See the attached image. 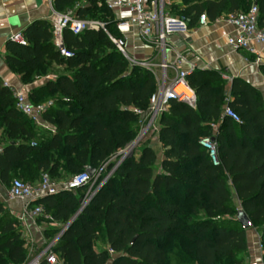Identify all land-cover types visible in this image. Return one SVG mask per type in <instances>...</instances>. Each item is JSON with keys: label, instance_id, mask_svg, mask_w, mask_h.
I'll return each mask as SVG.
<instances>
[{"label": "trees", "instance_id": "16d2710c", "mask_svg": "<svg viewBox=\"0 0 264 264\" xmlns=\"http://www.w3.org/2000/svg\"><path fill=\"white\" fill-rule=\"evenodd\" d=\"M69 1L68 8L75 9V0ZM90 1L92 7L85 12L91 19L99 18L104 29H85L78 35L65 31L71 57L59 55L46 22L22 31L25 45L6 43L7 65L24 83L51 74L53 64L63 68L42 94L33 89L27 96L33 106L52 102L41 118L55 131L38 136L37 142L32 122L16 110L13 91L0 79V128L5 139L0 180L8 187L14 178L35 183L42 174L66 181L106 163L94 190L115 165L113 158L139 132L140 118L134 110H147L156 81L149 70L130 66L111 41L109 36L121 34L106 0ZM176 1L184 2L177 16L186 19L188 28L202 14L210 23L245 11L252 3L264 25V0ZM187 82L195 92V106L171 100L158 119L162 158L147 143L120 161L54 245L53 252L64 264H242L247 240L236 220L231 188L239 209L259 232L264 253L263 98L238 78L227 93L216 72L194 70ZM225 108L239 121L226 116ZM205 137L215 142L217 166L199 144ZM87 186L31 203L43 210L36 219L45 215L65 225L82 205ZM60 230H49V236ZM28 255L17 219L0 201V264H25Z\"/></svg>", "mask_w": 264, "mask_h": 264}, {"label": "built area", "instance_id": "2783aa9c", "mask_svg": "<svg viewBox=\"0 0 264 264\" xmlns=\"http://www.w3.org/2000/svg\"><path fill=\"white\" fill-rule=\"evenodd\" d=\"M166 1L167 0H106V5L111 10L118 8L127 9L129 11V16L117 25L121 33L128 31L129 26L135 27L140 36L145 41L154 44L163 56L158 64L162 76L157 81L158 86L149 107L146 111L134 110L140 118V133L138 137H141V139L145 138L149 132H157L159 116L167 110L168 103L171 100L183 102L191 107H194L196 104L195 92L187 82V75L194 71L195 67L192 64H188V66L184 68V64H187L186 55L188 52L183 53L176 51L171 60L165 58L167 37L172 34H184L188 29L187 21L183 16H173L169 11L165 10ZM220 19L231 24L237 30L235 35H229L227 37V44L233 50L252 52L253 45H264V25L259 24V9L255 3H252L245 11L227 13L220 16L217 20ZM49 22L52 43L59 55L63 58L72 56L71 50L68 49L64 43L63 34L65 31H69L73 35H78L85 29H104V24L102 22L93 19L78 18L71 9L64 12H53ZM208 23L205 14L198 17V25H207ZM109 37L130 66L136 65L149 71L152 70L154 65L151 64L150 61H138L128 53L126 41L122 35L116 38L112 36ZM9 40L21 45L26 44L21 32L12 33ZM3 85L9 87L5 82H3ZM13 97L16 110L32 123L38 124L40 115L45 110L46 105L33 106L25 94L16 91H13ZM224 113L233 121H239L238 115L233 110L225 108ZM199 144L207 151L211 163L214 166L219 165L214 140L205 137L199 141ZM125 151L122 150L117 154L119 160L115 163L113 168L102 177V180L96 188L107 180L120 161L124 159ZM106 165V163L101 165L93 178H91L86 171L75 174L63 182L54 181L47 174H42L40 180L35 183L24 182L19 178H14L8 187V196L10 199H17L24 202L23 216L36 219L42 215L43 210L42 207L38 205L30 208L31 203L45 196L56 195L60 191H73L91 182L95 184L106 172ZM94 190H92V187L89 189L84 201H87ZM58 238L59 236L57 234L41 249L34 259L27 264H39L41 260H45L47 264H64L53 252V247ZM259 249L263 251L261 240L259 242ZM109 253L113 255L112 250H109ZM262 264H264V261Z\"/></svg>", "mask_w": 264, "mask_h": 264}, {"label": "crops", "instance_id": "0c3cea01", "mask_svg": "<svg viewBox=\"0 0 264 264\" xmlns=\"http://www.w3.org/2000/svg\"><path fill=\"white\" fill-rule=\"evenodd\" d=\"M68 2L70 1L0 0V79L13 91L28 96L31 90L40 89L36 93H38L37 95L42 94L45 84L49 80H55L57 75L63 72L62 67L53 64L51 74L24 83L20 75L7 65L5 54L6 43L10 41L9 38L12 33H22L24 29L35 22H46L49 24L53 12H64L69 9ZM74 6L76 10H71L74 11L78 18L91 19V14L85 12L92 7L90 0H75ZM96 6H100V1L96 2ZM110 11L112 20L116 22V27L119 22L129 16L127 9L114 8L112 10L110 9ZM119 33L125 38L127 51L132 57L136 59L149 58L156 62L162 60L163 56L161 52L154 44L144 41L135 27L129 26L128 31L124 33L119 31ZM236 33L237 30L235 27L222 19L210 22L207 25H198L196 23L194 27L188 28L184 34H172L167 37L165 58L171 60L176 51L188 52L186 55L187 64H184V68L188 64H192L195 70L206 71L207 73H218L221 80L225 83L227 93H229L232 80L235 78L241 79L253 86L260 93L264 102V74L262 72V68L264 67V45H253L252 52L245 50L235 51L227 44V37L229 35H235ZM150 72H153V69ZM159 72L160 79L162 76L160 69ZM159 79H155L156 89ZM39 98L44 99L45 97ZM51 103L49 101L43 105H50ZM32 124L34 126L35 136H37L34 138V142L39 141L38 136L55 131V128L44 121L41 115L39 123ZM4 143L3 129L0 128V151ZM150 143L153 144L152 146L157 151L159 158H162L163 150L156 137ZM231 197L233 204L239 209L240 204L232 188ZM0 201L3 203L7 212L17 219L21 227L22 238L28 247V253L29 255L32 253L27 263L34 259L41 249L55 237L49 236V230L62 229L64 226V224L51 222L45 215L39 220L32 219L29 216H23L24 202L17 199H10L8 196V184L1 182V180ZM30 208H32L31 205ZM245 234L247 251L243 255L242 264H262L264 261V253L259 249V232L255 228L250 227L245 229Z\"/></svg>", "mask_w": 264, "mask_h": 264}, {"label": "rangeland", "instance_id": "374dc122", "mask_svg": "<svg viewBox=\"0 0 264 264\" xmlns=\"http://www.w3.org/2000/svg\"><path fill=\"white\" fill-rule=\"evenodd\" d=\"M172 3H176V5L175 6H173V4ZM183 3L184 2H180V1H176V2H173V0H167L166 1V4H165V10L166 11H169V13L171 14V15H173V16H177V12H178V10L183 6ZM93 20H98V21H100V22H102L101 20H99V18H97V17H93ZM144 40V39H143ZM145 41V40H144ZM147 43H150V44H152L151 42H148V41H146ZM136 59V58H135ZM136 60H138V61H149V60H152V61H150L151 62V64H156L152 69H153V72H151V74L153 75V77H154V79H159V75H160V72H159V67L157 66L158 64H159V61H153V59H149V58H145V59H136ZM156 62V63H155ZM157 77V78H156ZM139 133H140V130H139V132H138V134H137V136L123 149V151H125L127 148H129L130 146H132L133 144H134V141L136 140V138L138 137V135H139ZM156 137V133L154 132V131H152V132H149V134H147V136L145 137V138H142V139H140L134 146H133V149L134 150H139L140 149V147L141 146H143L144 144H147V143H150L151 141H153V139ZM119 160V158L117 157V158H115L113 161L114 162H117ZM106 168H107V165H106ZM94 188L95 187V184L94 183H90V184H88V186H87V188L86 189H84L83 191H84V193L85 194H87L88 193V191H89V189L90 188ZM32 254V253H31ZM31 254L30 255H28V260H27V262L29 261V259L31 258ZM27 262L25 263V264H27ZM167 264H171V263H167Z\"/></svg>", "mask_w": 264, "mask_h": 264}, {"label": "water", "instance_id": "95a60500", "mask_svg": "<svg viewBox=\"0 0 264 264\" xmlns=\"http://www.w3.org/2000/svg\"><path fill=\"white\" fill-rule=\"evenodd\" d=\"M141 139V137H137L136 140L134 141V144L132 146H130L129 148L126 149V151L124 152V158L131 154L133 152V146ZM86 172L89 174V176L91 178L94 177L96 171L90 168H87ZM100 188V186H98L94 192L88 197L87 201H84L82 203V205L80 206V208L78 209V211L72 216V218L63 226V228L61 229V231L59 232L58 236L60 237L63 232L71 225V223L73 222V220L75 219V217L77 216V214L83 209V207L86 205V203L92 198V196L95 194V192ZM236 220L237 222L241 225V227L243 229H248L251 227V221L248 218V216L246 215V213L242 210V209H238L236 212Z\"/></svg>", "mask_w": 264, "mask_h": 264}, {"label": "bare ground", "instance_id": "6f19581e", "mask_svg": "<svg viewBox=\"0 0 264 264\" xmlns=\"http://www.w3.org/2000/svg\"><path fill=\"white\" fill-rule=\"evenodd\" d=\"M96 185V184H95Z\"/></svg>", "mask_w": 264, "mask_h": 264}]
</instances>
